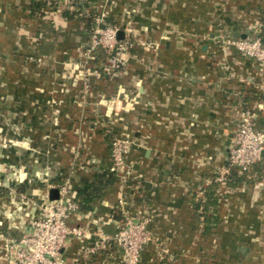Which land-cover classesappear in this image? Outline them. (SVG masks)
Returning a JSON list of instances; mask_svg holds the SVG:
<instances>
[{
  "label": "crops",
  "instance_id": "obj_1",
  "mask_svg": "<svg viewBox=\"0 0 264 264\" xmlns=\"http://www.w3.org/2000/svg\"><path fill=\"white\" fill-rule=\"evenodd\" d=\"M32 2L0 0V264H12L5 244L28 231L52 186L110 171L116 134L132 138L138 186L114 185L71 225L93 234L103 219L147 213L141 264H264V161L216 182L240 112L254 109L264 127V72L215 39L222 28L261 38L264 0H42L34 17ZM96 19L135 46L124 74H94L83 99L81 75L97 72L83 56ZM123 92L126 108L110 115L101 97ZM83 246L68 240L67 264H82ZM105 261L122 264L121 251Z\"/></svg>",
  "mask_w": 264,
  "mask_h": 264
},
{
  "label": "built area",
  "instance_id": "obj_2",
  "mask_svg": "<svg viewBox=\"0 0 264 264\" xmlns=\"http://www.w3.org/2000/svg\"><path fill=\"white\" fill-rule=\"evenodd\" d=\"M120 28L107 24L101 19H96L91 31L90 41L84 59L94 60L99 50L107 55L104 63V73H83V99L92 92L90 77L104 76L110 78L121 77L126 67V58L129 57L135 43L129 39H119ZM222 53L235 50L243 57L257 63L264 72V44L259 36L246 38L234 37L225 28L220 29L215 37ZM264 89V79L262 82ZM120 96L122 100H120ZM115 98L101 97V102L107 107L110 115L117 116L119 105L122 109L123 99L127 100L128 94ZM131 102V101H130ZM129 105V101L127 102ZM134 143L130 135H114L110 147V171L116 177L122 190L137 187V178L129 155ZM264 161V127L258 126V114L254 109H244L239 114L238 129L231 139L228 164L220 173L216 182L226 185L232 172L244 175L257 163ZM1 187V183H0ZM59 190V199H45L40 214L32 219L28 231L24 232L18 240L5 244V253L12 264H67L62 256V251L68 240L75 238L84 242L80 258L82 264H106L105 258L112 247H117L122 254V264H141L142 254L146 246L152 242V233L149 224L152 216L145 213L139 221L126 216L122 220L94 223L96 230L91 234L90 229L82 226L71 225L72 217L79 211V204L74 200L71 192V181H63L60 185L52 186ZM119 204H125L121 199ZM109 219V218H108ZM114 224V234L108 235L105 227ZM89 241V242H88ZM86 242V243H85Z\"/></svg>",
  "mask_w": 264,
  "mask_h": 264
},
{
  "label": "trees",
  "instance_id": "obj_3",
  "mask_svg": "<svg viewBox=\"0 0 264 264\" xmlns=\"http://www.w3.org/2000/svg\"><path fill=\"white\" fill-rule=\"evenodd\" d=\"M42 6H44L42 0H33L31 5L32 17L39 13V10ZM105 21L107 24H111L108 22V20ZM260 36L264 44V34ZM106 56L107 55L102 50H99L97 52L96 61H94L93 64L96 67V71L104 73V69L100 67V63L102 64V61L106 60ZM104 77L106 79L110 78L106 74L104 75ZM116 184H118L116 177L111 171H109L95 176L94 179L89 183L80 186L74 185L71 192L74 194V200L79 204V211L88 212L89 210H91L93 205L102 201L108 195L107 193L109 192V190ZM114 218L120 219V217H115V215Z\"/></svg>",
  "mask_w": 264,
  "mask_h": 264
},
{
  "label": "water",
  "instance_id": "obj_4",
  "mask_svg": "<svg viewBox=\"0 0 264 264\" xmlns=\"http://www.w3.org/2000/svg\"><path fill=\"white\" fill-rule=\"evenodd\" d=\"M235 36H238V35H235ZM118 37H119V39H124V37H125L124 32L120 31V32L118 33ZM241 38H246V36L243 35V36H241ZM230 145H231V143H230ZM230 145H229V146H230ZM229 153H230V148H229ZM49 199H50V200H58V199H59V190H58V189H52V190L50 191V193H49ZM105 232H106L107 234H109V235H113L114 232H115V230H114V228L107 227V230H106Z\"/></svg>",
  "mask_w": 264,
  "mask_h": 264
}]
</instances>
